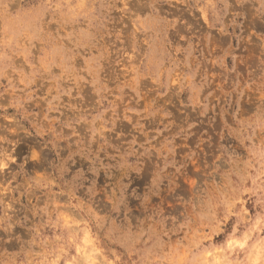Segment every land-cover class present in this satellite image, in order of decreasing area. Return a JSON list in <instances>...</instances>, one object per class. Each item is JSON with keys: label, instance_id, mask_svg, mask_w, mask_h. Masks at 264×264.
<instances>
[{"label": "rangeland", "instance_id": "1", "mask_svg": "<svg viewBox=\"0 0 264 264\" xmlns=\"http://www.w3.org/2000/svg\"><path fill=\"white\" fill-rule=\"evenodd\" d=\"M0 264H264V0H0Z\"/></svg>", "mask_w": 264, "mask_h": 264}]
</instances>
